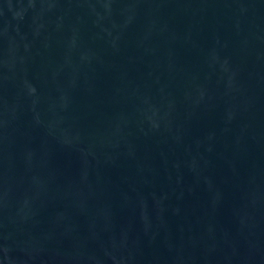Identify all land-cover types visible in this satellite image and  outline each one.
<instances>
[{"label":"water","instance_id":"1","mask_svg":"<svg viewBox=\"0 0 264 264\" xmlns=\"http://www.w3.org/2000/svg\"><path fill=\"white\" fill-rule=\"evenodd\" d=\"M0 264H264V0H0Z\"/></svg>","mask_w":264,"mask_h":264}]
</instances>
